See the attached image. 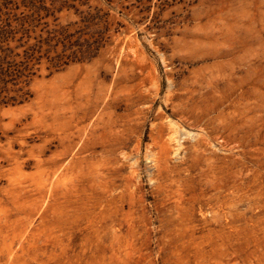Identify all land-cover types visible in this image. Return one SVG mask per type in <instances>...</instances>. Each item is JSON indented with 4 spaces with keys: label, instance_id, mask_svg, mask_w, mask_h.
I'll return each mask as SVG.
<instances>
[{
    "label": "rangeland",
    "instance_id": "rangeland-1",
    "mask_svg": "<svg viewBox=\"0 0 264 264\" xmlns=\"http://www.w3.org/2000/svg\"><path fill=\"white\" fill-rule=\"evenodd\" d=\"M0 264H264V0H0Z\"/></svg>",
    "mask_w": 264,
    "mask_h": 264
},
{
    "label": "bare ground",
    "instance_id": "bare-ground-1",
    "mask_svg": "<svg viewBox=\"0 0 264 264\" xmlns=\"http://www.w3.org/2000/svg\"><path fill=\"white\" fill-rule=\"evenodd\" d=\"M184 134V133H183Z\"/></svg>",
    "mask_w": 264,
    "mask_h": 264
}]
</instances>
